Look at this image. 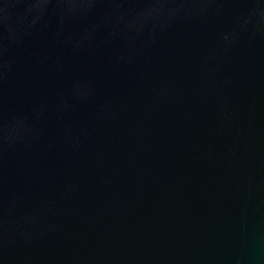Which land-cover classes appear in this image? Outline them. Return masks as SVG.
Listing matches in <instances>:
<instances>
[{"label": "water", "instance_id": "obj_1", "mask_svg": "<svg viewBox=\"0 0 264 264\" xmlns=\"http://www.w3.org/2000/svg\"><path fill=\"white\" fill-rule=\"evenodd\" d=\"M0 264H264V0H0Z\"/></svg>", "mask_w": 264, "mask_h": 264}]
</instances>
